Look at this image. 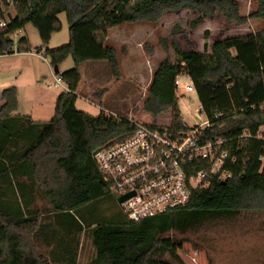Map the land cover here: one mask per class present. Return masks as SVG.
Here are the masks:
<instances>
[{"label": "trees", "instance_id": "obj_1", "mask_svg": "<svg viewBox=\"0 0 264 264\" xmlns=\"http://www.w3.org/2000/svg\"><path fill=\"white\" fill-rule=\"evenodd\" d=\"M256 1V10L246 17L240 15L237 0L11 1L14 15L7 14L6 26L0 27V54L14 53L12 35L30 23L41 41L36 51H44L53 68L68 56L74 65L57 71L69 90L58 94L47 121L15 113L14 85L1 91L0 264H75L78 239L74 248L73 235L85 232L86 226L91 228L95 252L88 264H185L165 240L181 244L187 240L184 234L206 223L264 216V159H260L264 157V29L215 40L209 51L207 45L197 51L173 42L174 60L162 59L153 73L142 101L152 122L167 113L170 131L186 129L174 92V79L185 73L211 123L203 138L227 140L230 156L236 158L234 164L226 165L233 170L230 178L195 190L185 206L139 220L125 216L115 223L90 216L88 209L95 202L113 196L92 151L110 140L126 138L135 125L103 111L93 115L78 109L75 93L83 62L105 61L112 74L119 76L115 49L100 38L107 29L127 22L155 23L168 12L183 9L199 13L195 24L219 11L240 26L249 19L264 20V0ZM61 13L66 15L69 41L50 49L52 33L61 28ZM17 51H31L24 35L17 40ZM244 131L249 136L240 137ZM259 133L262 138L257 137ZM39 198L45 200L42 210L36 205ZM40 214H47L58 226L40 229L39 218H45ZM38 233L50 237V244L58 249L50 253V260L36 246ZM68 238L73 241L69 243Z\"/></svg>", "mask_w": 264, "mask_h": 264}, {"label": "rangeland", "instance_id": "obj_2", "mask_svg": "<svg viewBox=\"0 0 264 264\" xmlns=\"http://www.w3.org/2000/svg\"><path fill=\"white\" fill-rule=\"evenodd\" d=\"M237 1L242 16H248L257 8L256 0ZM6 13L14 15L12 4L6 6ZM198 16L199 13L194 9H183L168 12L155 23L127 22L107 29L100 38L104 44L115 49L119 76L112 74L105 61L81 63V77L75 91L77 108L93 115L99 114L101 109H104L107 115H118L142 123H151L153 117L143 111L142 101L147 96L158 63L166 57L174 60L173 42H177L184 49L204 51V46L207 45L208 49L215 40L264 29V20L258 18L249 19L239 26L219 11L195 24L194 21ZM59 19L61 28L52 33L47 44L50 49L66 45L69 41L65 13H61ZM16 33L12 35L14 53L0 55V104L2 88L14 85L21 100L32 89L36 96H43L47 98L48 104L54 105L52 101L54 95L62 90L52 87L54 80L49 58L45 56V59H42L32 54L41 45L36 28L28 23L18 35ZM22 35L28 39L31 47V51L27 53L17 51V40ZM40 53L43 54V51ZM73 65L72 57L68 56L57 65V68L62 72L72 68ZM24 67L36 69L39 76L35 77V75L29 79L27 71L22 69ZM43 76H45L44 80ZM30 80L28 90L26 88L24 91L23 84ZM48 84L50 88L46 87ZM178 105L182 119L188 126L195 124L196 116L204 120L196 94H188L184 102L179 101ZM169 116L163 113L157 123L160 126H169ZM41 201L36 205L42 210L45 200ZM93 205L88 211L92 212L90 216L93 219L94 216L99 219L98 222L105 220V223H115L125 217L116 198L111 195H106L104 200H99ZM90 229L86 226V231L77 238V264H88L94 258ZM173 235L177 238L181 237ZM183 237L187 240L181 244L175 243L171 238L165 240V244L174 248L185 264H264V216L209 222L195 231L187 232Z\"/></svg>", "mask_w": 264, "mask_h": 264}, {"label": "built area", "instance_id": "obj_3", "mask_svg": "<svg viewBox=\"0 0 264 264\" xmlns=\"http://www.w3.org/2000/svg\"><path fill=\"white\" fill-rule=\"evenodd\" d=\"M11 1L0 0V27H5L8 22L6 6ZM32 54L45 59L44 51L43 54L37 51ZM52 75V87L65 92L69 90L60 72L52 71ZM46 87L50 88V85ZM174 92L181 103L188 94H196L187 74L176 76ZM262 107L264 109V104ZM200 112L204 115L203 121L196 116L195 124L188 126L182 119L186 129L178 131H170L158 123L127 118L135 125L129 136L110 140L95 148L93 151L99 149L95 153L92 151L107 191L116 200L129 195L124 201H117L128 219L139 220L185 206L195 190L205 189L214 180H226L233 175V170L226 165L234 164L236 158L230 156L227 140L203 138L211 123L201 104ZM110 115L116 120L123 118ZM261 130L264 131V127ZM243 136H249L247 131L240 137ZM257 137L262 138L261 133Z\"/></svg>", "mask_w": 264, "mask_h": 264}, {"label": "crops", "instance_id": "obj_4", "mask_svg": "<svg viewBox=\"0 0 264 264\" xmlns=\"http://www.w3.org/2000/svg\"><path fill=\"white\" fill-rule=\"evenodd\" d=\"M106 45V44H105ZM19 53H27V52H19ZM35 55V54H33ZM37 56V55H35ZM39 57V56H37ZM40 58V57H39ZM52 71L53 70V67H51ZM23 71H27L28 75H29V79H32L35 75V77H38L39 76V73H37L38 71L36 69H32V68H27V67H24L22 68ZM59 71V70H58ZM55 72V71H54ZM42 79L44 80L45 79V76L42 77ZM42 80V81H43ZM5 83H9V82H5ZM31 83V80L28 81L26 84H23L24 88L23 89L24 91H26V88L28 87V85L30 86ZM27 85V86H26ZM19 87V85L17 86ZM43 87H44V84H43ZM3 89V88H2ZM28 90V88H27ZM59 94V93H58ZM58 94H55L54 97H53V100L54 101V105L52 104H48L45 97L43 96H36L33 92L32 89L29 90V94L25 97L22 98V100L20 99V96H18L17 94V102H18V105H17V110H16V114H20V115H28L33 121H47L49 120L52 116H53V113H54V107H55V101H56V98L58 96ZM3 104V100L0 104V107L1 105ZM77 107V106H76ZM79 109V108H78ZM103 110V109H101ZM83 111V110H82ZM91 114V113H90ZM42 199H37L36 200V204H38ZM42 202V201H41ZM45 214H40L39 216L40 217H45L43 219H40L39 218V226H40V229L41 228H48L50 230H53L55 229L57 226L53 223L52 219L44 216ZM79 222V218H76ZM83 234V232H81ZM74 237V241L71 239L68 238V242L71 243L73 241V244H74V248L76 247V243H77V239L78 238V234H75L73 235ZM35 242H36V246L38 248V250H40L45 256H47L48 258L51 257L50 256V253H54V252H58V249L56 248V245L51 243L49 241H51V238L49 237L48 239L46 238V236H44L42 233H38L36 236H35ZM77 257H78V248L76 250V257H75V264H77ZM62 261H66V259L64 258H61ZM50 260V258H49ZM55 264H58V263H55Z\"/></svg>", "mask_w": 264, "mask_h": 264}, {"label": "water", "instance_id": "obj_5", "mask_svg": "<svg viewBox=\"0 0 264 264\" xmlns=\"http://www.w3.org/2000/svg\"><path fill=\"white\" fill-rule=\"evenodd\" d=\"M54 71H55V72L58 71L57 67L54 68ZM97 150H99V149H97ZM97 150L93 151V153H95ZM128 196H129V195L120 196V197L117 199V201H118V202H122V201H124Z\"/></svg>", "mask_w": 264, "mask_h": 264}]
</instances>
